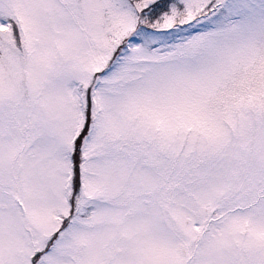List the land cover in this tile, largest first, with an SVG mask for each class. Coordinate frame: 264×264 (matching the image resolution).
Returning <instances> with one entry per match:
<instances>
[{"label":"snow or ice","instance_id":"6c2138e0","mask_svg":"<svg viewBox=\"0 0 264 264\" xmlns=\"http://www.w3.org/2000/svg\"><path fill=\"white\" fill-rule=\"evenodd\" d=\"M0 264H264V0H0Z\"/></svg>","mask_w":264,"mask_h":264}]
</instances>
